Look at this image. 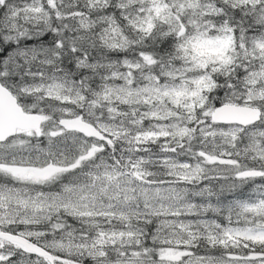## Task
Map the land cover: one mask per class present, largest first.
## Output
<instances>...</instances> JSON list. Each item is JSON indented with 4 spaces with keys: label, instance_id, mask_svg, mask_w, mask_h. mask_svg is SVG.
Wrapping results in <instances>:
<instances>
[{
    "label": "snow or ice",
    "instance_id": "6c2138e0",
    "mask_svg": "<svg viewBox=\"0 0 264 264\" xmlns=\"http://www.w3.org/2000/svg\"><path fill=\"white\" fill-rule=\"evenodd\" d=\"M0 264H264V0H0Z\"/></svg>",
    "mask_w": 264,
    "mask_h": 264
}]
</instances>
